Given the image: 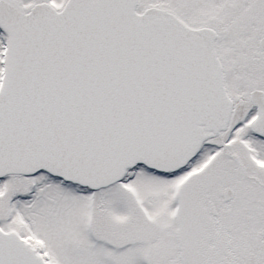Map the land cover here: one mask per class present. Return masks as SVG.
<instances>
[{
  "label": "snow or ice",
  "instance_id": "1",
  "mask_svg": "<svg viewBox=\"0 0 264 264\" xmlns=\"http://www.w3.org/2000/svg\"><path fill=\"white\" fill-rule=\"evenodd\" d=\"M0 264H264V0H0Z\"/></svg>",
  "mask_w": 264,
  "mask_h": 264
}]
</instances>
